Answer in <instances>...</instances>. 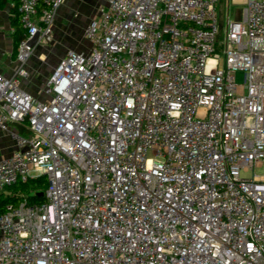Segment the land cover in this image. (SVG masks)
<instances>
[{
	"label": "built area",
	"instance_id": "obj_1",
	"mask_svg": "<svg viewBox=\"0 0 264 264\" xmlns=\"http://www.w3.org/2000/svg\"><path fill=\"white\" fill-rule=\"evenodd\" d=\"M64 2L16 0L0 264H264V0H98L38 100L23 66Z\"/></svg>",
	"mask_w": 264,
	"mask_h": 264
},
{
	"label": "crops",
	"instance_id": "obj_2",
	"mask_svg": "<svg viewBox=\"0 0 264 264\" xmlns=\"http://www.w3.org/2000/svg\"><path fill=\"white\" fill-rule=\"evenodd\" d=\"M15 4L16 0H9L0 6V73L6 77L13 76L19 67L15 59L17 48H13L14 29L9 16V10ZM97 6L98 0H65L55 16L53 46L61 45L65 51L84 48L86 41L82 37V31L87 22L96 15ZM77 26L79 29H76ZM43 63V56L33 57L32 54L23 66L26 76L20 78L22 89L38 100L48 98L44 91L47 78L42 75ZM14 150L15 146L9 135L0 132V158L9 156Z\"/></svg>",
	"mask_w": 264,
	"mask_h": 264
},
{
	"label": "rangeland",
	"instance_id": "obj_3",
	"mask_svg": "<svg viewBox=\"0 0 264 264\" xmlns=\"http://www.w3.org/2000/svg\"><path fill=\"white\" fill-rule=\"evenodd\" d=\"M243 0H219L217 10L220 17H225L228 12L229 18L233 19L235 16H238L239 11L242 8ZM80 26V25H78ZM77 26L76 29H79ZM62 35V34H61ZM63 37V36H62ZM52 38L54 39V33ZM62 44V43H60ZM38 47V46H37ZM63 48L61 45L53 46V40L47 44H41L38 48H35L33 51V57H44L42 75L44 78H47L50 71L56 66L58 60L63 55ZM238 83L243 82V74L241 72L235 75ZM254 173L256 175H261L264 173V164L260 167L255 168ZM245 175L250 176V173H245Z\"/></svg>",
	"mask_w": 264,
	"mask_h": 264
},
{
	"label": "trees",
	"instance_id": "obj_4",
	"mask_svg": "<svg viewBox=\"0 0 264 264\" xmlns=\"http://www.w3.org/2000/svg\"><path fill=\"white\" fill-rule=\"evenodd\" d=\"M7 1H9V0H0V6L2 3H5ZM12 1H15V0H12ZM9 16H10L11 26L14 29V32L12 34L13 48H14V50H16L19 41H21L24 38L23 29L20 27V23H19V14L17 12L16 4L10 8ZM36 183L39 184V186H40V181L34 182V184H36ZM28 200L30 202L42 201L41 197H30ZM5 202H7V201L6 200H4V201L0 200V212L3 211V206H4Z\"/></svg>",
	"mask_w": 264,
	"mask_h": 264
},
{
	"label": "water",
	"instance_id": "obj_5",
	"mask_svg": "<svg viewBox=\"0 0 264 264\" xmlns=\"http://www.w3.org/2000/svg\"><path fill=\"white\" fill-rule=\"evenodd\" d=\"M36 39H37V35H35L33 38H31V39L27 42V46H28V47H31V46L36 42ZM38 197H41V194H38Z\"/></svg>",
	"mask_w": 264,
	"mask_h": 264
}]
</instances>
